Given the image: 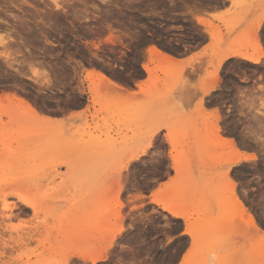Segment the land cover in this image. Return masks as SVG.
<instances>
[{
    "label": "rangeland",
    "instance_id": "1",
    "mask_svg": "<svg viewBox=\"0 0 264 264\" xmlns=\"http://www.w3.org/2000/svg\"><path fill=\"white\" fill-rule=\"evenodd\" d=\"M15 1L12 4L10 0L8 3L0 0L3 7L0 9V20L8 23L7 26L0 24V39L12 35L13 29L16 31L19 28L17 34L11 36L10 48L0 47L1 54L10 55L5 61L0 57V98L4 97L0 99V208L4 202L12 206L10 218L4 223L11 232L38 233L34 239L18 248L8 242L7 235L2 236L5 230L0 228V252L5 253L1 255L3 258L0 257V264H60L77 252L87 256H103L104 261L96 264H198L199 259L203 264H208V257L212 264H264V244L261 245L255 231L245 230V219L242 220L243 215L232 204L230 186L221 179L226 166L217 163L221 157L222 161L227 158L229 150L219 146L227 136L219 131L221 140L200 141L212 136L214 124L223 130L226 122L235 119L233 114L240 115L236 118L244 122H241L244 131L248 118L255 114L245 113V110L239 109V105L234 107L237 111L226 113L224 111L227 109L219 108L212 99L220 94L225 73L230 80L234 74H241L249 80L264 75V57L258 65L230 58L219 69L215 68L216 58L228 49H241L257 55L254 42L258 41L264 53V17H261L264 0H233V7L229 0H107V5L97 0H92V3L91 0H83V12L76 10L81 8L79 2H73L70 6L64 0H58L61 8L54 11L49 1L45 4L49 3L50 9L37 3L36 7L34 3L23 5L21 1L18 4ZM213 5L214 9H224V12L213 20L205 19L208 24H213L210 26L216 31L214 37L210 38L206 32L209 27L199 25L195 17H200ZM197 7L201 11L204 9V12ZM66 12L71 16L65 15ZM73 13L76 17L72 16ZM48 14L51 15L50 19L57 21L54 23L51 20L52 24H48ZM163 14L175 22L169 25H181L189 35L197 38V42L202 40L194 49L204 44L207 38L210 40V46L203 54L207 58L206 73L199 86L201 89L212 86L214 73L217 80L215 88L207 95L208 101L200 99L201 106L199 100L193 108L183 110L173 98L176 88L183 82L185 69L200 60L166 66L156 59L154 66H159L156 75L159 73L161 77H155L160 82L151 84L149 78L138 91L133 92L125 90L124 84L114 80L111 73L103 68L92 65L84 67L78 58H70L69 51L62 52V49L51 47L55 42L43 37L42 32L46 31L42 22L50 29H69L65 19L73 23L70 29L76 30L74 35L84 27L88 30L102 27L98 34V45L101 46L99 49L107 52L119 40L111 29L128 27L112 26L111 21L115 17L121 20L133 15L142 19L141 15H145L146 20L154 22ZM26 15L28 20L35 18V21L27 22ZM38 15L43 18L39 16L37 19ZM52 15L59 16L55 18ZM13 16L17 19L14 20ZM22 24L29 26V30ZM34 30L41 33L38 35ZM17 37L21 40L18 41ZM147 45L150 47L153 44ZM137 58L141 62L143 53H138ZM62 60H75L71 63L74 66L72 77L62 87L52 86L50 74L63 66ZM8 62L11 63L7 65ZM31 69L49 74L48 79H34ZM90 71L100 72L110 81L120 84L125 93L121 90L117 93L118 89L112 92V89L103 87L99 102L93 105L81 93L86 92L92 84L86 79ZM249 85H244L247 88L242 94L251 91L254 99L257 98L254 100L257 109L260 100H264V86L261 87V82H256L253 87ZM121 92L122 96L119 95ZM12 94L16 98L22 96L17 100L25 98L33 103L39 116L47 121L36 123L33 117L23 116V110H19L18 101ZM64 98L71 104L50 103ZM160 130L164 135L155 137ZM228 136L233 137L231 134ZM170 139L176 143L172 147L167 143ZM243 147L237 145L240 151L255 156L256 151L258 154L253 146H249L252 150ZM142 150H146V153L131 161ZM217 153L221 156L218 157ZM262 161L240 163L236 168H231L229 176L233 175L230 177L237 181V192L257 216V222L264 230ZM20 196L25 202L39 203L35 212L24 207L18 200ZM167 209L190 221L193 224L191 228H187L186 232L184 221L171 217ZM197 214L203 215L200 219L202 222L206 219V225L204 222V225L196 226L194 220ZM117 231L120 236L113 238ZM257 243L260 245L258 248ZM65 264L89 263L70 256Z\"/></svg>",
    "mask_w": 264,
    "mask_h": 264
},
{
    "label": "bare ground",
    "instance_id": "2",
    "mask_svg": "<svg viewBox=\"0 0 264 264\" xmlns=\"http://www.w3.org/2000/svg\"><path fill=\"white\" fill-rule=\"evenodd\" d=\"M7 1H9V0H3V2L5 3H8ZM11 2L10 3H12L13 4V2H14V0H10ZM19 1H21L22 3H23V5L24 4H26V5H30V4H32V3H34V5L37 3V4H41V5H43V6H45L44 8H46V7H48L49 6V3L48 4H45V2L46 1H49L50 2V4H52L53 6H51V7H54L53 9H54V11H55V9H57L58 10V8L60 7V5L58 4V0H16L15 2H16V4H18V2ZM65 2H69V0H64ZM72 1V0H71ZM70 1V2H71ZM73 1H77L78 2V0H73ZM81 1H83V0H80L79 2H81ZM87 1V0H86ZM90 1V0H89ZM94 1V0H93ZM97 1H99V3L100 4H102V5H107V0H97ZM111 1V0H110ZM114 1V0H113ZM203 1V0H202ZM206 1V0H205ZM230 2H231V6L233 7V2H235V1H233V0H229ZM247 1V0H246ZM91 3H92V0L90 1ZM126 2V1H125ZM129 2H132V0L130 1L129 0ZM193 2V1H192ZM216 2V1H215ZM3 3V4H4ZM82 3H84V2H82ZM88 3V2H87ZM108 3H110V2H108ZM198 3V2H197ZM200 3V2H199ZM217 3V2H216ZM16 4H15V6H16ZM36 4V5H37ZM210 4V3H209ZM208 4V5H209ZM1 5V4H0ZM8 5V4H7ZM6 5V6H7ZM11 5V4H10ZM19 5L21 6V3H19ZM23 5H22V7H23ZM33 5V6H34ZM35 5V6H36ZM40 5V6H41ZM200 6L202 5V4H199ZM204 5H206V3L204 4ZM215 5V4H214ZM213 5V8L212 9H214L215 8V6ZM222 5V4H221ZM4 6V5H3ZM32 5H31V7L32 8H34ZM39 5H38V7H40ZM50 6H49V8L48 9H50ZM19 7V6H18ZM22 7H19L20 9L22 8ZM37 7V6H36ZM36 7H35V9H36ZM193 7V6H192ZM208 7V6H207ZM207 7H205V8H207ZM212 7V6H211ZM218 7V6H217ZM219 7H220V5H219ZM222 7H223V5H222ZM1 8H3V7H1L0 6V9ZM43 8V7H42ZM61 8V7H60ZM201 8H204V6H202ZM47 9V8H46ZM52 9V8H51ZM196 9V8H195ZM197 9H199L200 11H201V9H200V7L198 8L197 7ZM208 9V8H207ZM207 9H205V10H207ZM211 8H209V10H210ZM12 10V9H11ZM23 10H24V8H23ZM36 10H38V9H36ZM198 10V12H200ZM229 10H230V7H229ZM264 10V9H263ZM197 11V10H196ZM202 11L204 12V9H202ZM201 11V12H202ZM10 12V11H9ZM40 12V11H39ZM42 12H44V9H43V11ZM47 12V11H46ZM52 12V11H51ZM206 12V11H205ZM18 13V12H17ZM22 13V12H21ZM54 13V12H53ZM62 13V12H61ZM67 13V12H66ZM262 13V15H261V17L263 18L264 17V11H262L261 12ZM10 14H11V12H10ZM24 14H26V13H24ZM28 14V13H27ZM39 14V13H38ZM45 14V13H44ZM47 14V13H46ZM56 14V13H55ZM60 14V13H59ZM63 14V13H62ZM197 14H199V13H197ZM13 15V14H12ZM12 15L10 16V18L12 17ZM16 15V14H15ZM29 15H31V14H29ZM28 15V16H29ZM32 15H34V14H32ZM36 15V14H35ZM57 15V14H56ZM56 15H52V16H54L55 18L56 17H58V16H56ZM61 15V14H60ZM4 16H5V14H4ZM16 16H18V15H16ZM16 16H13V18H14V20H15V18H16ZM27 16V15H26ZM25 16V17H26ZM28 16H27V22L31 19V18H29V20H28ZM39 16L40 17H42V15H38V17H37V19L39 18ZM73 16H74V14H73ZM197 16V15H196ZM6 17V16H5ZM36 17V16H35ZM44 17H45V15H44ZM50 17V15H48V17L47 18H49ZM75 17H76V15H75ZM19 18V17H18ZM43 18V17H42ZM41 18V19H42ZM51 18V17H50ZM49 18V19H50ZM74 18V17H73ZM262 18H260V19H262ZM17 19V18H16ZM33 19H35V18H32V20H30V21H35V20H33ZM46 19V18H45ZM195 19H196V21H197V23L199 24V25H202V26H204V28H207V27H209V28H207V33L209 34V36H210V38H213L214 37V35H215V33H216V31H213V29H212V27L210 26V24L211 23H207V20L205 21V19H203L202 17L200 18V17H195ZM3 20V19H2ZM2 20H0V24L1 23H4L5 24V26H7L6 24H8V23H6V22H4V21H2ZM8 20V19H7ZM10 20V19H9ZM19 20V19H18ZM17 20V21H18ZM20 21V20H19ZM22 22L24 21L25 22V20H21ZM20 21V22H21ZM43 21V20H42ZM47 21H49V20H47ZM55 21V20H54ZM57 21V20H56ZM209 21V20H208ZM27 22H26V24H27ZM37 22V21H36ZM17 23V22H16ZM58 23V22H57ZM3 24V25H4ZM10 24V23H9ZM19 24V23H18ZM2 25V24H1ZM0 25V26H1ZM21 25V24H20ZM23 26L25 25V24H22ZM37 25V24H36ZM44 25V24H43ZM211 25H213V24H211ZM11 25H9L8 27H10ZM22 26V27H23ZM40 25L38 24V27H39ZM44 26H46V25H44ZM43 26V27H44ZM18 27V26H17ZM16 27V28H17ZM25 28L27 27V25H25L24 26ZM37 27V26H36ZM43 27H41V28H43ZM13 27H11V29H12ZM15 28V29H16ZM31 28V27H30ZM4 29V28H3ZM2 29V30H3ZM5 29H7L6 27H5ZM9 29V28H8ZM7 29V30H8ZM10 29V30H11ZM19 29V28H18ZM18 29H16V31H14V29H13V32H12V35H16L17 34V31H18ZM27 29L29 30V26L27 27ZM26 29V30H27ZM46 29V28H45ZM208 29H210V30H208ZM21 30V29H20ZM24 30V29H23ZM39 30H41V29H39ZM199 30V29H198ZM38 31V30H37ZM45 31V30H44ZM55 31V30H54ZM200 31V30H199ZM3 32V31H2ZM23 32V31H22ZM27 32V31H26ZM30 32V31H29ZM29 32L27 33V35L29 34ZM36 32V31H35ZM43 32V31H42ZM46 32V31H45ZM198 32V31H197ZM218 32V31H217ZM25 33V32H24ZM30 33H32V32H30ZM34 33V32H33ZM36 33H38V32H36ZM35 33V34H36ZM41 33V32H40ZM199 33V32H198ZM205 33V32H204ZM5 34V33H4ZM20 34V33H19ZM201 34V33H200ZM207 34V35H208ZM220 34V33H219ZM5 35H7V34H5ZM11 34H8L7 36H5V37H2L1 39H0V47L2 48V49H8V48H10L8 45H9V43H10V41L12 40V38H11V36H12ZM32 35V34H31ZM45 35V34H44ZM1 36H3V35H1ZM28 36H30V35H28ZM199 36V35H198ZM22 37V36H21ZM26 37V36H25ZM34 37V36H33ZM202 37V36H201ZM200 37V38H201ZM204 37H206V36H204ZM203 37V38H204ZM16 38V37H15ZM14 38V39H15ZM30 38H31V36H30ZM199 38V39H200ZM17 39H18V41L19 40H21V38H19V37H17ZM22 39H23V37H22ZM31 40H32V38H31ZM201 40V39H200ZM199 40V41H200ZM204 40V39H203ZM209 40V39H208ZM17 41V40H16ZM33 41V40H32ZM198 41V42H199ZM202 41V40H201ZM200 41V43H202ZM37 42V41H36ZM38 43H39V41H38ZM210 43V42H209ZM14 44V43H13ZM221 44V43H220ZM261 43H258V41H255L254 42V47H255V50H256V52H257V55H255L254 53H251V54H249V53H246V52H244V51H242L241 49H228L227 51H225V52H223L221 55H219L218 56V58H216L217 60L215 61L216 62V66H215V68L216 69H219V67L225 62V61H228V59H230V58H237V59H239V60H242V61H244V62H247V63H250V64H252V65H258V63L260 62V59L262 58V57H264V53L262 52L263 51V49H262V47H261V45H260ZM17 45V44H16ZM7 46H8V48H7ZM210 46V45H209ZM252 46H253V44H252ZM17 47H19V46H17ZM24 47V46H23ZM211 48V47H210ZM16 49V48H15ZM26 49V48H25ZM19 50V49H18ZM7 51V50H6ZM16 52V51H15ZM2 53H5V52H2ZM14 53V52H13ZM0 54H1V51H0ZM149 55H150V61H151V63H155V60L157 59L158 60V62H161V63H163L164 65H166V66H174V62H175V60H174V58H172V57H170V56H168V55H166V54H163L162 52H160L159 50H157L155 47H151L150 49H149ZM0 57H3L4 58V61L5 60H8V58H10V55L9 54H1L0 55ZM1 60V59H0ZM10 60V59H9ZM235 60V59H234ZM9 63H11V62H8L7 63V65L9 64ZM13 63V62H12ZM150 63V62H149ZM11 66V65H10ZM8 67V66H7ZM159 66H154V67H149L147 64L146 65H144V69H145V71L149 74V76H150V82H151V84H155V83H158V81L159 80H157V78H159V77H157V75H156V70H157V68H158ZM263 67V66H262ZM17 68V67H16ZM18 70V69H17ZM13 71V70H12ZM20 71V70H19ZM23 72H24V70H22ZM252 71H254V70H252ZM14 72V71H13ZM21 72V71H20ZM30 72H31V75H32V77L34 78V79H39V78H47L48 79V77H49V75L46 73V74H44L45 72H43L42 71V73L43 74H41V73H39V72H37L36 70H34V69H31L30 70ZM256 72V71H255ZM254 72V73H255ZM4 76V75H3ZM6 76V75H5ZM4 76V77H5ZM14 76H17V75H14ZM148 76V77H149ZM157 78H156V77ZM11 77V76H10ZM155 77V78H154ZM19 78V77H18ZM21 78V77H20ZM25 78V77H24ZM7 79V78H6ZM14 79V78H13ZM86 79L87 80H89L92 84L89 86V88L87 89V91L85 92V91H82L81 93H83V94H86V96H87V98H88V101L89 102H92V104L93 105H95V104H97L98 102H99V94H100V92H101V90H102V88L104 87V88H110V89H112L113 91L112 92H115L114 90L115 89H118L117 90V93H118V91L119 90H123V88H121L120 87V84L119 85H117V84H115L114 82H112V81H110L108 78H106L102 73H100V72H95V71H90L88 74H87V76H86ZM16 80V79H15ZM40 80V79H39ZM149 80V79H148ZM213 80H214V83L212 84V86H210V87H208V88H206V89H202V92H203V94L204 95H206V97H207V95L211 92V91H213V89L215 88V81L217 80V75H216V73H214V76H213ZM14 81V80H13ZM46 81V80H45ZM36 82V81H35ZM38 82H40V81H38ZM48 82V81H47ZM160 82V81H159ZM3 83V82H2ZM15 83V82H14ZM37 83V82H36ZM174 83H177V81H174ZM10 84V83H9ZM8 84V85H9ZM20 84V83H19ZM14 85V84H13ZM18 85V84H17ZM16 85V86H17ZM22 85V84H21ZM19 86V85H18ZM252 86V85H251ZM15 87V86H14ZM141 87V86H140ZM250 87V86H249ZM253 87V86H252ZM262 87V86H261ZM9 88V87H8ZM21 88V87H20ZM27 88V87H26ZM25 88V89H26ZM41 88V87H40ZM126 88V87H125ZM257 88V87H256ZM11 89V88H10ZM172 89V87L170 88V90ZM245 89V88H244ZM252 89H255V88H252ZM259 89H261V88H259ZM169 90V91H170ZM217 90V89H216ZM256 90V89H255ZM258 90V89H257ZM262 90H263V88H262ZM262 90H260V91H262ZM13 91V90H12ZM24 91V90H23ZM40 91V90H39ZM107 91V90H106ZM105 91V92H106ZM109 91V90H108ZM111 91V90H110ZM125 91V90H124ZM124 91H122L123 93H125ZM259 91V92H260ZM2 92V91H1ZM21 92V91H20ZM120 92V91H119ZM121 92V94H119V95H123V93ZM238 92V91H237ZM241 92V91H240ZM127 93V92H126ZM242 93H245V91L244 92H242ZM258 93V92H257ZM261 93V92H260ZM263 93V92H262ZM15 94V93H14ZM14 94H12V96L14 95ZM23 94V93H22ZM29 94H31V93H29ZM241 94V93H240ZM105 95V94H104ZM110 94H108V95H106V96H109ZM112 95V94H111ZM212 95H213V93H212ZM237 95H238V93H237ZM243 95V94H242ZM1 96V95H0ZM12 96H10V97H12ZM15 96V95H14ZM32 96V95H31ZM34 96V95H33ZM124 96H125V94H124ZM123 96V97H124ZM4 98V97H3ZM3 98H0V99H3ZM14 98V97H13ZM17 98H22V96L21 97H18L17 96ZM17 98H16V96H15V100H17ZM109 98H111V97H109ZM114 98V97H113ZM210 98V97H209ZM237 99H238V97H236ZM261 98H262V96H261ZM17 100L18 101V106L17 107H19V110H23L22 111V113L24 114L23 116H29V117H33L34 119H35V121H36V123H41L42 121H47V120H44L43 118H41L40 116H39V114H38V112L36 111L37 109L36 108H34L33 106H32V104L33 103H31L30 101H26L27 99H23V100ZM73 99V98H72ZM91 99V100H90ZM240 99H241V103L239 104V109L241 108V109H243V110H245V113H250V112H252V114H254V115H251V117H249L248 118V125H246L245 124V129H244V131H246L245 133H244V131H242V133L245 135V136H247V138H249V140L247 141L246 139H245V137H244V139L245 140H243V141H247L248 142V144H243V143H241L240 142V144H243V146L244 147H246V148H248L249 146H253L252 148H255L257 151H258V154L256 153V151H255V154H256V156H258L257 158H256V156L254 155V154H248V153H246V152H244V151H240V149L238 150V148H237V145H240V144H237L236 143V141L234 140V139H232L231 137L230 138H228L229 136L228 135H226L227 137H225L224 135V137L225 138H223L222 139V146L220 147L219 146V148H221V149H223L224 147L225 148H227L228 150H229V152L227 153L228 155L226 156L227 158L224 160V161H222V157L220 158V162H218L217 164H225L224 166H226V170H224L225 172L223 173V175H221V179H222V181H224V180H226V182H227V184H229V186H230V191H231V195H232V197H231V201H232V204H233V206L234 207H236V209L238 208L239 209V213H241V215H243V216H241V217H244V218H242V220L243 219H245V221H244V223H245V225H246V229L245 230H248L249 229V231H250V229L251 230H253V231H255V233H257V236H259V238H260V240H259V242L260 243H262L261 245H263L264 244V230L262 229V227L258 224V222H257V219H256V217L257 216H255L254 215V213L252 212V210L250 209V208H248L247 206H246V202L244 201V199H243V197L241 196V194H239V192H237V189H236V183L235 182H237V181H235V179H233L232 177H230V176H233V175H231L230 174V176H229V172H230V170H231V168H233V167H235V166H237L238 164H240V163H248V162H250V161H254V160H257V161H260V160H263L262 162L264 163V148H261L260 147V145H261V143H264V133H260L259 134V132H261V131H264V103H263V101L264 100H260L261 102H260V104L258 105L259 106V108L257 107V109H255L256 108V106H254V100L255 99H257V98H255L254 99V96L252 95V92L251 91H247V93L246 94H244L243 95V97L241 98V96H240ZM240 99H238V100H240ZM123 100V99H122ZM208 100V99H207ZM210 100V99H209ZM116 101H119V100H116ZM204 101V100H203ZM206 101V100H205ZM256 101V100H255ZM75 102V101H74ZM77 102V101H76ZM124 102V101H123ZM201 102H202V100H200V103H199V106H201ZM238 102V101H237ZM240 102V101H239ZM31 103V104H30ZM37 103V102H36ZM81 103V102H80ZM256 103V102H255ZM72 104H74V103H72ZM79 104V103H78ZM208 104V103H207ZM206 104V105H207ZM203 105V104H202ZM38 106V105H37ZM76 106H77V104H76ZM235 106H237V105H235ZM234 106V107H235ZM46 107V106H45ZM43 108V107H42ZM47 108V107H46ZM75 108V107H74ZM233 108V107H232ZM16 108H14V110H15ZM227 109H229V108H227ZM47 110V109H46ZM75 110V109H74ZM131 109H128L127 111H130ZM233 110V109H232ZM234 110H236V109H234ZM243 110H242V112H243ZM215 111H217V110H215ZM231 111V110H230ZM241 111V110H240ZM41 112V111H40ZM233 112V111H232ZM254 112V113H253ZM216 113V112H215ZM239 113V112H238ZM244 113V114H245ZM233 114V113H232ZM231 114V115H232ZM241 114V113H240ZM251 114V113H250ZM243 115V114H242ZM236 116V115H235ZM260 116V117H259ZM238 117V116H237ZM240 117V116H239ZM245 117H246V114L244 115V119H245ZM217 119H218V117H216ZM71 119H73V118H71ZM216 119V120H217ZM234 119V118H233ZM23 120V119H22ZM238 120V119H237ZM240 120H238V122H239ZM247 120H245V122H246ZM18 123H20V121H17ZM34 122V121H33ZM217 122V121H216ZM232 122V121H231ZM241 122H243V121H241ZM10 123V122H9ZM215 123V122H214ZM244 123V122H243ZM243 123L241 124V123H239V124H241V126L243 125ZM228 124V123H227ZM226 124V125H227ZM232 124H233V122H232ZM0 126H2V123L0 122ZM230 126V125H229ZM244 126V125H243ZM228 128V127H227ZM212 130H213V132H212V136H213V138H212V136L210 135L209 137H205V138H203L202 140H200L201 141V143L202 142H204V141H208V140H212V141H215V140H221L220 139V134H218V133H220V132H223L224 131V129L223 130H220L219 128H218V126H217V124H214L213 125V128H212ZM220 131V132H219ZM224 132H226V130L224 131ZM241 132V131H240ZM241 133V134H242ZM223 134V133H222ZM241 134H239V135H241ZM243 135V136H244ZM154 137V136H153ZM211 137V138H210ZM155 138V137H154ZM222 138V137H221ZM239 138V137H238ZM250 140H252L251 141V143L252 144H249V141ZM240 141H242V139L240 140ZM246 142V143H247ZM167 143H168V145H170L171 147L172 146H174L176 143L175 142H173L171 139L170 140H167ZM239 143V142H238ZM241 146V145H240ZM239 146V147H240ZM243 147V148H244ZM250 148V147H249ZM251 149V148H250ZM211 150V149H210ZM224 150V149H223ZM241 150H243V149H241ZM252 150V149H251ZM212 152H213V150H212ZM146 153V150H142V151H140V152H138L132 159H131V161H134V160H137V159H139V157L141 156V155H143V154H145ZM219 156L218 157H220L221 156V154L220 153H217ZM217 158V157H216ZM263 165V164H262ZM259 166V165H258ZM257 166V167H258ZM264 166V165H263ZM256 167V168H257ZM236 168V167H235ZM262 169H264V167H262ZM261 169V170H262ZM256 170V169H255ZM257 171V170H256ZM249 174V173H248ZM257 175H259V174H257ZM253 176V175H252ZM251 177V176H250ZM256 177V176H255ZM241 179V178H240ZM251 180V179H250ZM258 180V179H257ZM248 181V180H247ZM259 181V180H258ZM256 182V181H255ZM254 182V183H255ZM257 183V182H256ZM228 186V187H229ZM121 188V187H120ZM244 193V192H243ZM242 193V195H245V194H243ZM230 196V195H229ZM117 197V196H116ZM245 199H246V197H245ZM18 200H20V202L24 205V207L26 208V209H29V210H31V211H33V212H35V210H36V206H38V204L36 205V204H34V203H30V202H25L24 201V198L23 197H19L18 198ZM121 206V205H120ZM162 209H164V208H162ZM233 209V208H232ZM231 209V210H232ZM25 210V209H24ZM234 211L235 212H238V210H235L234 209ZM234 211H233V214H234ZM21 212V211H20ZM167 212H168V214L171 216V217H173V218H180V219H182L183 221H184V225H185V228H186V232H187V228H191V226L193 225L190 221H188L186 218H184L183 216H181L179 213H176V212H173L172 210H170V209H167ZM254 212H255V210H254ZM11 213H12V206H9V204H6L5 202L2 204V207L0 208V228L4 231L3 232V237H5L4 236V234L5 235H7V240H8V242H10L11 244H12V246L13 245H16V247H18V246H20V245H24V243L26 244L29 240H31V239H34V237L37 235V233H38V231H32V232H11V230L10 229H8V228H5V226H4V223H5V221L6 220H8L9 218H10V215H11ZM238 213V214H239ZM203 215H198L197 214V219L196 220H194V222L197 224L196 226H198V224H199V226H201V225H204V222H205V220L206 219H204L203 220V222L201 221V219H200V217H202ZM232 217H233V215H232ZM234 218V217H233ZM222 219V218H221ZM223 220H224V218H223ZM260 221V220H259ZM203 223V224H202ZM206 223L207 222H205V225H206ZM198 228V227H197ZM203 229H204V227H203ZM202 230V229H201ZM7 232V233H6ZM245 232V231H244ZM248 232V231H247ZM246 233V232H245ZM245 233H244V235H245ZM249 233V232H248ZM254 233V234H255ZM254 234H253V236H254ZM117 235L118 236H120V232L119 231H117V232H115V234H114V236H113V238H116L117 237ZM248 235V234H247ZM246 236V235H245ZM1 237V236H0ZM2 240V239H1ZM3 241V240H2ZM6 242V241H5ZM8 242H6V243H8ZM258 244V243H257ZM1 245V244H0ZM5 244L3 243V246H4ZM259 245V244H258ZM5 247V246H4ZM258 247H260V245L259 246H257L256 248H258ZM6 248H8L7 246H6ZM18 248H20V247H18ZM4 249V248H3ZM249 249H251V248H249ZM1 251V250H0ZM248 251V250H247ZM3 253H4V251L3 252H0V257H2L3 258V256H1V255H3ZM5 254V253H4ZM209 254V253H208ZM70 256H75V257H77V258H79V259H81L82 261H84V262H88L89 264H96L98 261H100V260H102V261H104V257L103 256H101V255H93V256H87L85 253H83V252H77V253H73L72 255H70ZM69 256V257H70ZM68 257V258H69ZM68 258L66 257V259H64V261L62 262V263H60V264H65V262L68 260ZM201 258V257H200ZM204 258V257H203ZM207 259V258H206ZM209 259V260H208ZM208 259H207V261L206 262H208V264H212L211 262L209 263V261H210V258L208 257ZM204 260V259H203ZM203 261L201 260V259H199V263L198 264H203L202 263ZM205 262V261H204ZM5 263V262H4ZM56 263H58V262H56ZM55 263V264H56ZM3 264V263H2ZM59 264V263H58ZM205 264V263H204Z\"/></svg>",
    "mask_w": 264,
    "mask_h": 264
},
{
    "label": "flooded vegetation",
    "instance_id": "3",
    "mask_svg": "<svg viewBox=\"0 0 264 264\" xmlns=\"http://www.w3.org/2000/svg\"><path fill=\"white\" fill-rule=\"evenodd\" d=\"M70 1L71 0L67 2L70 6L73 5V2H77L73 0L71 2ZM79 1L80 0H78V2ZM82 2L83 1L79 2V6H81V8H76V10L79 12H83L84 9L82 6L85 5V2ZM65 15L68 17L71 16L70 13H66ZM141 17L142 19L132 15L127 16V19L121 20L115 17L111 21V24L114 27H128L122 28L121 30L118 28L111 29L113 33H116V37L119 38V40L116 41V43L113 44L111 49L107 50V52H103L102 49H99L101 46L98 45V41L100 40L98 38V34L101 32L102 27L98 26L92 27V30H88L86 27L83 29L81 28L77 31L78 34L74 35L73 33L76 32V30L70 29L73 25L71 21H67L66 19L64 20V22L69 26V29H67V27H63V31H61L62 29L57 28L50 29L48 26H44L45 24L42 22V24H44V28H46V32L43 30V33L45 34L43 37H49L55 42L51 45V47L62 49V52H65V50L69 51V54L71 55L70 58H78L80 65L84 67L91 65L98 66L103 68L107 73H111L114 80H120L123 81L124 84L132 85L139 77L147 73L144 69V65L141 62H138L137 58V54H144L146 48L150 49L151 47H155L160 52L164 51L165 53H162L168 56H178L190 49H194L198 44L197 38L189 35L181 25H169L175 22L167 19L165 15L160 16L158 20L154 22L146 20L145 15H141ZM47 20H49L48 24H52L50 21L52 20L55 23L57 19L48 18ZM45 23H47V21ZM37 34L39 35L40 33L38 32ZM147 43H152L153 45L149 47ZM66 57L69 58V56ZM72 62H75V60H62L63 66L58 67L55 72L50 74L52 86L56 85L58 87H62L63 85H66L70 82V78L72 77L74 70V66L71 65ZM222 78L223 86L222 89L219 90L220 94L214 95L212 102L221 109L233 107V110H231L233 112L237 111V109L234 110V106H238L241 103V100L238 99H240V96L242 97V92L247 88L244 85L250 83L249 86L252 87L256 82H261V86H264V75H259L256 78L249 80L241 74H234L230 80V78L226 77L225 73ZM256 87H258V85H256ZM58 94L60 95L61 92ZM236 97H238V99ZM50 103L53 105L58 104L63 106L71 104V102H69V100L66 98L61 100H52ZM224 112L228 113L230 110L227 109ZM237 116L239 117L240 115H232V117H235V119L232 121L233 124L230 121L223 125V129L224 131L226 130V132L223 131L222 133L224 135H233L232 138L237 144H240V142L243 144H248L247 141L249 138H247V136L242 133V126L239 124L241 122H238L239 119L236 118ZM244 137L245 139L247 138V141H243L245 140ZM241 139L242 141H240ZM251 141L252 140L249 141V144H252ZM243 144L240 145L243 146Z\"/></svg>",
    "mask_w": 264,
    "mask_h": 264
},
{
    "label": "crops",
    "instance_id": "4",
    "mask_svg": "<svg viewBox=\"0 0 264 264\" xmlns=\"http://www.w3.org/2000/svg\"><path fill=\"white\" fill-rule=\"evenodd\" d=\"M223 12L224 9H210L209 11L202 13L203 15H200V18L202 17L203 19L213 20L214 18L220 16ZM208 39L209 38H207L204 44L199 45L192 51L183 53L178 56L170 55L172 58H174V63H176L177 65L186 64L194 60H200L196 64L190 65V67H187L185 69L183 82L179 84L173 95L174 100L178 105L181 106L183 110H189L193 108L200 99H204L206 100V102L208 101V96L206 97V95L203 94L202 89L199 86L201 79L205 76L206 73L207 58H205L203 54L206 52V49L209 46L210 40ZM150 59L151 58L149 55V50L148 48H146L141 63L143 65L147 64L149 67H153L154 63H151ZM157 75L161 77L159 73H157ZM148 76L149 74L145 73L144 75L139 77L132 85L126 86L123 81L120 80H118V82L124 84L123 88L125 90L136 92L142 87L141 85L145 84L148 81V79L150 78V76ZM159 89L160 91L162 90L161 88ZM65 117L67 118L68 116ZM163 135V131L160 130L157 134H155V137L160 138ZM148 198H151V194L148 195Z\"/></svg>",
    "mask_w": 264,
    "mask_h": 264
},
{
    "label": "snow or ice",
    "instance_id": "5",
    "mask_svg": "<svg viewBox=\"0 0 264 264\" xmlns=\"http://www.w3.org/2000/svg\"><path fill=\"white\" fill-rule=\"evenodd\" d=\"M260 147H261V148H264V143H261Z\"/></svg>",
    "mask_w": 264,
    "mask_h": 264
}]
</instances>
